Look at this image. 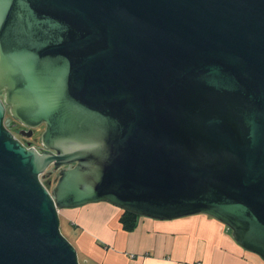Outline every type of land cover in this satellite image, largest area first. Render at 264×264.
Here are the masks:
<instances>
[{"label":"water","instance_id":"water-1","mask_svg":"<svg viewBox=\"0 0 264 264\" xmlns=\"http://www.w3.org/2000/svg\"><path fill=\"white\" fill-rule=\"evenodd\" d=\"M0 91V264H81L58 211L98 201L264 259V0H0Z\"/></svg>","mask_w":264,"mask_h":264},{"label":"crops","instance_id":"crops-1","mask_svg":"<svg viewBox=\"0 0 264 264\" xmlns=\"http://www.w3.org/2000/svg\"><path fill=\"white\" fill-rule=\"evenodd\" d=\"M122 211L98 201L58 213L69 219L73 245L87 264H264L234 240L225 224L206 214L139 216L135 227L125 230Z\"/></svg>","mask_w":264,"mask_h":264},{"label":"flooded vegetation","instance_id":"flooded-vegetation-1","mask_svg":"<svg viewBox=\"0 0 264 264\" xmlns=\"http://www.w3.org/2000/svg\"><path fill=\"white\" fill-rule=\"evenodd\" d=\"M5 110H6V107H5ZM10 127L11 129L15 130L17 134V136L15 137L18 138L23 144L27 146H36V147L41 146L40 134L44 128V123H41L39 126H36V127H29L27 125H24L19 120L15 119L12 121V124ZM37 133L39 134V137L36 136ZM31 138L33 140H30ZM36 140H38V144L35 142ZM58 170L59 169L52 170V166H49L45 174V178H47V181L51 180L53 182L55 178L57 177Z\"/></svg>","mask_w":264,"mask_h":264},{"label":"rangeland","instance_id":"rangeland-1","mask_svg":"<svg viewBox=\"0 0 264 264\" xmlns=\"http://www.w3.org/2000/svg\"><path fill=\"white\" fill-rule=\"evenodd\" d=\"M0 97L3 98V91H0ZM6 107V110H5V114H4V125L10 129V131H12L13 135L14 136H17L15 130L11 129V124H12V121L15 120V118L11 115V113L9 112V108L7 105H5ZM42 132V131H41ZM37 137H39V134L37 133L36 134ZM38 139V138H37ZM30 140H33L32 138ZM37 144H38V140L35 141ZM47 170H45L44 174L40 175L42 181L43 180H46L47 181V178H45V174H46ZM48 182V181H47ZM68 212H71V211H68ZM72 213V212H71ZM69 218V217H68ZM59 219H60V231L62 232V234L71 242L73 243L74 242V239H73V233L71 232V228L69 227V222L67 219H65V217L63 215H59ZM77 250V249H76ZM77 256H78V260L80 263H82L83 259H82V256L80 254V252H78L77 250Z\"/></svg>","mask_w":264,"mask_h":264},{"label":"trees","instance_id":"trees-1","mask_svg":"<svg viewBox=\"0 0 264 264\" xmlns=\"http://www.w3.org/2000/svg\"><path fill=\"white\" fill-rule=\"evenodd\" d=\"M43 182H44V184H47L46 180H43ZM138 217H139V215H137V214H134V213H131V212L123 210L121 215H120V217H119V219H120L122 227L125 230H131V229H133L135 227ZM81 264H87V262L86 261H82Z\"/></svg>","mask_w":264,"mask_h":264}]
</instances>
